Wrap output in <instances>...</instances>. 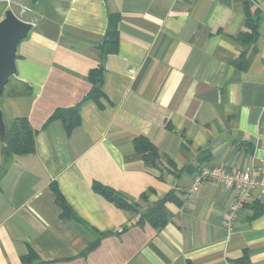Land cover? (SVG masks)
Wrapping results in <instances>:
<instances>
[{
  "label": "crops",
  "instance_id": "crops-1",
  "mask_svg": "<svg viewBox=\"0 0 264 264\" xmlns=\"http://www.w3.org/2000/svg\"><path fill=\"white\" fill-rule=\"evenodd\" d=\"M9 9L33 27L16 57L24 90L2 111L30 121L36 151L6 162L0 141V264H264V196L228 228L232 191L192 190L199 167L264 172V0H0V22ZM112 15L118 47L104 55ZM100 66L102 94L87 98ZM76 106L77 126L47 121ZM168 195L165 225L137 223Z\"/></svg>",
  "mask_w": 264,
  "mask_h": 264
},
{
  "label": "trees",
  "instance_id": "trees-1",
  "mask_svg": "<svg viewBox=\"0 0 264 264\" xmlns=\"http://www.w3.org/2000/svg\"><path fill=\"white\" fill-rule=\"evenodd\" d=\"M35 3L36 0H32ZM247 19H249L250 25L253 29L252 40L255 39L256 30L258 27L259 17H252L250 14V8L247 5ZM118 22L119 16L112 15L110 18V25L106 31L104 41L102 42L100 48L102 54L106 55L108 53L115 52L118 47ZM250 40V41H252ZM104 69L102 66L96 68L90 72V80L93 84V87L87 98H98L102 94V84H103ZM15 81V76H12L6 85L4 94H19L22 93L24 89H19L13 87ZM79 106L70 109H58L50 117L48 122L61 120L65 123L68 129H71L77 126L80 122V113ZM6 122V121H5ZM26 118H16L10 123L6 122V130L8 136L7 145L2 147V155L4 156L6 162L13 156H24L35 153L36 151V142H35V130L29 123ZM135 147L138 152L141 153L143 160L146 165L156 167L157 161L160 159V154L156 147L151 143L146 137H139L135 140ZM7 168L2 167L0 171V181L2 176L6 172ZM94 189L105 196L109 201L117 205L123 210H132L135 208V205L123 194L117 193L109 188L102 186L101 184H94ZM58 201L61 204L64 213H70V207L63 201L60 194H57ZM171 199V196L168 195L155 206L147 210V212L140 216V219L137 221L138 224H143L146 221L151 222L156 227H162L168 221L169 214L165 208V203ZM257 203V201L255 202ZM264 210V206L261 207V211ZM102 236V234L100 235ZM99 241H95L92 245L89 246L87 251L92 250Z\"/></svg>",
  "mask_w": 264,
  "mask_h": 264
},
{
  "label": "built area",
  "instance_id": "built-area-1",
  "mask_svg": "<svg viewBox=\"0 0 264 264\" xmlns=\"http://www.w3.org/2000/svg\"><path fill=\"white\" fill-rule=\"evenodd\" d=\"M206 180L222 184L232 191V200L221 216L223 225L228 228L239 219L244 208L264 196V172L257 176L251 169L232 172L224 166L199 167L194 176L192 190L197 191Z\"/></svg>",
  "mask_w": 264,
  "mask_h": 264
},
{
  "label": "water",
  "instance_id": "water-1",
  "mask_svg": "<svg viewBox=\"0 0 264 264\" xmlns=\"http://www.w3.org/2000/svg\"><path fill=\"white\" fill-rule=\"evenodd\" d=\"M33 24L15 15L9 9L0 22V141L7 145L6 122L2 111V99L10 78L17 74L16 57L20 43L25 40Z\"/></svg>",
  "mask_w": 264,
  "mask_h": 264
}]
</instances>
